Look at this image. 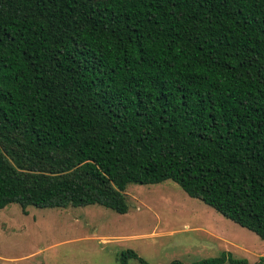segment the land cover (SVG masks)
Listing matches in <instances>:
<instances>
[{"label": "trees", "instance_id": "1", "mask_svg": "<svg viewBox=\"0 0 264 264\" xmlns=\"http://www.w3.org/2000/svg\"><path fill=\"white\" fill-rule=\"evenodd\" d=\"M164 180L264 240V0H0V209Z\"/></svg>", "mask_w": 264, "mask_h": 264}, {"label": "rangeland", "instance_id": "2", "mask_svg": "<svg viewBox=\"0 0 264 264\" xmlns=\"http://www.w3.org/2000/svg\"><path fill=\"white\" fill-rule=\"evenodd\" d=\"M129 210L92 204L64 208L16 203L0 209V264H119L132 249L149 264H190L228 251L254 263L264 240L224 217L172 180L131 183ZM128 264H140L135 258ZM223 264H229L225 262Z\"/></svg>", "mask_w": 264, "mask_h": 264}]
</instances>
